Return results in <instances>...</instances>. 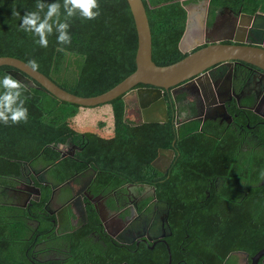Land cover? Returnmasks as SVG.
<instances>
[{"label": "trees", "instance_id": "1", "mask_svg": "<svg viewBox=\"0 0 264 264\" xmlns=\"http://www.w3.org/2000/svg\"><path fill=\"white\" fill-rule=\"evenodd\" d=\"M143 1L152 31L153 60L167 65L185 57L178 44L186 26V5L190 0ZM42 2L63 4V0ZM36 3L37 0H0V56H13L26 62L35 60L39 65L37 70L80 96L101 94L136 69L137 31L127 0H98L100 15L95 20L76 16L68 21L71 44H58L54 29L48 36L47 48L36 43L38 37L20 28L21 17L28 11H36ZM226 4L248 13L264 11V0H211V14L215 15ZM14 11L20 15H13ZM61 47L65 52L59 51ZM11 69L15 68L1 65L0 78ZM23 97H27L24 105L28 109L27 122L0 123V183L19 177L25 162L38 165L47 161L54 163L55 168L72 166L71 158L60 160V153L54 147L69 137L83 143L78 157H90L88 162L100 166L112 164L130 171L138 162L137 156L144 158L146 168H153L151 161L158 148L178 145L181 138L184 143L172 163V177L158 172L156 182L158 196L172 201L173 235L168 239L171 264H177L180 256L187 258L181 264H225L232 250L244 249L252 255L264 247V184H260L264 180L261 177L264 173L263 126L255 133L258 137L248 139V147L229 137L225 143H216V152L222 156L217 155L216 161L209 162L206 156L212 150L203 134L195 131L187 136L188 124L178 131L170 109L167 122L132 125L125 119V103L119 96L107 103L112 106L114 130L113 136L106 140L71 127L70 120L81 106L61 100L43 87L25 86ZM192 125L193 130L198 129L197 122ZM194 135L197 137L191 139ZM145 152L152 154L146 158ZM238 153L246 155L238 156ZM228 171L236 174L230 177ZM217 173L222 174L223 184L218 191L211 190L206 195L205 177ZM149 176L150 172L145 173L141 180L148 181ZM205 202H209L206 212ZM31 221L23 208L9 204L6 193L0 191V264H51L34 259L33 253L54 232L48 231V222ZM61 243L67 253L74 254H65L69 259L67 264H84L88 251L93 248L85 237L68 241L64 235ZM169 249L164 244L156 246L157 253L152 250L151 255L153 264H167Z\"/></svg>", "mask_w": 264, "mask_h": 264}, {"label": "flooded vegetation", "instance_id": "2", "mask_svg": "<svg viewBox=\"0 0 264 264\" xmlns=\"http://www.w3.org/2000/svg\"><path fill=\"white\" fill-rule=\"evenodd\" d=\"M210 1L208 3V0H190L188 3L191 12L200 10V5L205 7L208 3L203 27L206 44L224 36L225 26L232 23L231 14L238 12V9L226 4L212 15ZM246 20V17L242 16L244 24ZM244 27V33H237L239 37L246 38L251 34V23ZM253 36L260 38L255 32ZM204 72L199 74L202 86L195 82L174 93L170 89L165 98L168 118L170 119V109L178 131L188 124L185 132L187 136L195 131L203 134L204 141L212 150L207 152L206 161L208 159L213 162L222 156L216 152V143H225V138L229 137V140L236 143L241 142L245 148L248 147V139L257 136L256 131L264 127V69L234 60L219 64L216 70L209 74L208 79ZM179 97L183 99L180 100ZM126 109V118L132 125L147 115V107H142L139 97L133 94L128 99ZM239 119L245 122L239 123ZM195 122L199 124L197 130L192 128ZM95 134L106 140L110 138L106 134ZM196 137L197 135H194L190 138ZM180 139L177 141L178 145L174 143L171 147H159L151 163L153 165V161L158 157H161L160 161L156 166L153 165V168H146V164H142L138 180H129L130 170L127 168L103 167L88 162L90 157H78L79 148L83 149V143H76L71 137L62 147L61 143L54 147L60 153V160L71 158L72 166L61 169L55 168L54 163L47 161L38 165L25 162L22 174L0 183V191L6 193L9 204L23 208L32 219L31 222H48V231L54 232V235L50 234L46 239H42V248L33 253L34 259L51 264H67L69 259L65 254L72 256L73 253L64 250L61 242L65 235L68 236V241L71 238L79 240L85 237L94 243L95 246L88 251L90 254L84 264H153L152 250L160 244L169 249L168 239L173 235L170 224L172 201L158 196V172L167 174L168 178L172 177V163L175 156L180 154L179 146L184 143ZM170 152H173L172 156ZM151 154L152 152L143 153L146 158ZM36 161L37 159L34 160ZM148 172V181H142V175ZM235 174L229 172L230 177ZM222 178L220 173L206 175V195H209L211 190H219L223 184ZM260 184H264V180H261ZM245 186L247 185H243ZM36 189L39 192H34ZM209 202H205L206 205L203 206L205 212ZM261 249L252 255L244 249L232 250L228 255L229 262L225 264H264V254L254 259ZM70 250L73 251L71 248ZM156 253L154 250V254ZM180 257L177 264L187 261L186 256ZM197 258L198 256L196 260Z\"/></svg>", "mask_w": 264, "mask_h": 264}, {"label": "water", "instance_id": "3", "mask_svg": "<svg viewBox=\"0 0 264 264\" xmlns=\"http://www.w3.org/2000/svg\"><path fill=\"white\" fill-rule=\"evenodd\" d=\"M127 1L137 31L136 69L111 89L94 96H80L62 88L41 71L31 70L28 67V62L20 58L0 56V66L9 65L14 67L15 69L8 72L23 85L36 88L43 87L57 98L81 107L103 105L121 96L126 111L128 99L133 94L139 97L142 107H147V115L135 122V125L144 122L168 121L165 98L167 91L171 89L174 93V91L188 87L195 82L198 86H202L201 75L199 74L206 69L210 68L204 72L207 79L219 64L234 60L244 61L264 69V12L262 11L252 14L245 13L240 8L237 12L238 16L237 13L231 14L233 16L232 23L225 26V35L208 41L206 44L203 27L205 26L210 0H208L205 7L200 5V10L192 12L186 5V26L178 44L180 51L186 56L174 63L159 65L152 57V31L144 1ZM242 16L247 19L245 24L242 21ZM248 23H251L250 31L252 35L248 34L246 38L239 37L237 33H244V26ZM254 32L258 33L260 38H254ZM224 40H230L231 42H223ZM34 80L40 85L35 84ZM124 116L126 119V113ZM170 155L172 156L173 152H170ZM160 158L158 157L153 161L154 166L160 161ZM34 192L39 191L36 189ZM263 254L264 248L255 255L254 259L256 260Z\"/></svg>", "mask_w": 264, "mask_h": 264}, {"label": "clouds", "instance_id": "4", "mask_svg": "<svg viewBox=\"0 0 264 264\" xmlns=\"http://www.w3.org/2000/svg\"><path fill=\"white\" fill-rule=\"evenodd\" d=\"M61 7L64 11L63 21L61 20ZM35 8L36 11H28L21 17L20 28L38 37L36 43L43 48L48 47V36L53 34L54 29L57 33L58 44H71L70 24L68 23L70 18L79 16L83 20H95L100 15L98 0H63L62 5L59 2L46 5L42 0H37ZM13 15L19 16L20 14L14 11ZM59 51L65 52V49L61 47ZM28 67L35 71L39 65L35 60H29ZM24 88L25 85L9 74L0 78V123L9 125V123L27 122L28 109L24 106L27 97H23ZM79 149L81 151L82 147ZM261 177L264 178V173Z\"/></svg>", "mask_w": 264, "mask_h": 264}, {"label": "rangeland", "instance_id": "5", "mask_svg": "<svg viewBox=\"0 0 264 264\" xmlns=\"http://www.w3.org/2000/svg\"><path fill=\"white\" fill-rule=\"evenodd\" d=\"M190 7V4L187 5ZM190 9V8H189ZM105 105V106H104ZM110 105V104H109ZM107 104L97 105L94 107L81 108V114L74 116L70 120L71 127L76 131L90 132V133H100L105 134L108 132L114 123V116L112 111V106ZM68 139V138H67ZM67 139L60 141L61 147L67 142Z\"/></svg>", "mask_w": 264, "mask_h": 264}, {"label": "crops", "instance_id": "6", "mask_svg": "<svg viewBox=\"0 0 264 264\" xmlns=\"http://www.w3.org/2000/svg\"><path fill=\"white\" fill-rule=\"evenodd\" d=\"M107 105H109V104H107ZM105 106V105H104ZM110 106V105H109ZM81 108H85V107H80V109ZM88 108H90V107H88ZM112 108V107H111ZM80 109H79V111H78V113L75 115V116H78L79 114H81V111H80ZM113 130H114V123H113V126H112V130H111V128H110V130L108 131V132H105V134L107 135V136H109L110 138H111V135L113 134ZM81 132V131H80ZM83 133V132H82ZM113 136V135H112ZM138 158H136L137 160H138V162L135 164V166L133 167V168H131V171H130V174H129V180H134V179H136V180H138L139 178H140V171H141V165L143 164V160H144V158L142 157V156H137ZM104 165L106 166V167H108V165L106 164V163H104ZM112 165V164H111ZM110 165V166H111ZM105 166H103V167H105ZM90 243H91V246L92 247H94L95 245H94V243L93 242H91V241H89ZM169 257H170V261H168V264H171V256L169 255Z\"/></svg>", "mask_w": 264, "mask_h": 264}]
</instances>
